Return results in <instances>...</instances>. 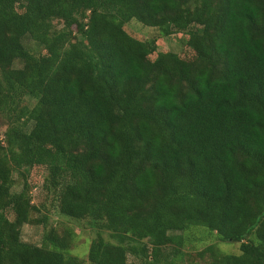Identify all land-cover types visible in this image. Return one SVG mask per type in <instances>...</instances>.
Here are the masks:
<instances>
[{
  "label": "trees",
  "instance_id": "1",
  "mask_svg": "<svg viewBox=\"0 0 264 264\" xmlns=\"http://www.w3.org/2000/svg\"><path fill=\"white\" fill-rule=\"evenodd\" d=\"M0 118V264H86L71 227L23 240L35 166L60 215L97 227L91 264H177L195 227L240 243L203 264H264V0H0Z\"/></svg>",
  "mask_w": 264,
  "mask_h": 264
},
{
  "label": "rangeland",
  "instance_id": "2",
  "mask_svg": "<svg viewBox=\"0 0 264 264\" xmlns=\"http://www.w3.org/2000/svg\"><path fill=\"white\" fill-rule=\"evenodd\" d=\"M58 27L62 23L55 21ZM125 29L133 36L141 40L156 39L159 51H174L181 57L192 59L195 57V51L186 44V35L184 32H176L167 37H163L157 27L147 26L136 19H132L125 25ZM26 44L37 51L40 47L30 38L25 39ZM156 53L151 57L155 58ZM17 66L20 63H16ZM6 126L5 121L0 118V141L4 140V132ZM27 180L31 186L32 202L40 209L33 213L34 222L27 223L22 227L23 240L41 245L44 234L55 227L59 232H63L66 227H71L76 232V238L71 246L70 254L85 260L86 264H91L88 261V253L91 242L97 237V227H94L88 219H70L60 215L57 207V200L54 192L47 191L44 187V182L47 176V170L43 166H35L27 173ZM16 181V189H20L23 182V176L18 173L14 174ZM13 216V213H11ZM106 239L113 240L110 232L102 231ZM185 239L183 246H178V252L172 253L176 247H167V252L177 264H203L209 259L207 254L205 257L200 255V252L206 249L209 245H216L223 253H239L240 243L230 240L223 241L215 233H210L202 227H195L186 232H182ZM248 241L255 240V235L252 233L247 238ZM129 261L134 260L132 255H129Z\"/></svg>",
  "mask_w": 264,
  "mask_h": 264
}]
</instances>
